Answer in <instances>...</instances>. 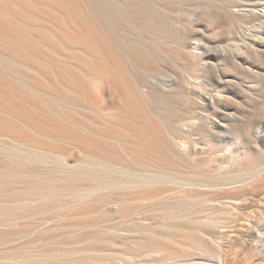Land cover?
<instances>
[{
  "label": "rangeland",
  "instance_id": "1",
  "mask_svg": "<svg viewBox=\"0 0 264 264\" xmlns=\"http://www.w3.org/2000/svg\"><path fill=\"white\" fill-rule=\"evenodd\" d=\"M100 3L135 61L114 51L93 142L0 133V264H264V0ZM129 79L151 122L104 129Z\"/></svg>",
  "mask_w": 264,
  "mask_h": 264
},
{
  "label": "bare ground",
  "instance_id": "2",
  "mask_svg": "<svg viewBox=\"0 0 264 264\" xmlns=\"http://www.w3.org/2000/svg\"><path fill=\"white\" fill-rule=\"evenodd\" d=\"M100 1L0 0V14L13 20L10 24L0 17L1 134L29 144L39 141V135L93 142L91 132L100 121L97 119L106 118L96 103L98 91L116 92V76L110 72L114 51L122 46V55L135 61L123 45L126 28ZM144 28L150 30L149 26ZM79 67L84 70L82 76L76 74ZM5 74L17 75V85L3 81ZM183 79L190 80L189 76ZM95 80H100V86L94 84ZM125 89L127 94L122 100L125 112L117 116V120L107 119L109 124L104 129L116 124L123 131L122 123H125L138 130L151 122L150 119L144 121L139 111L146 93L131 79L126 81ZM24 90L30 91L29 96L22 95V102L14 101V94ZM89 118H95L96 123ZM152 150L153 154H158L153 145ZM156 158L153 155V159ZM41 177L49 182L48 190L58 189L52 174L33 175L32 179ZM159 242L157 237L147 239L149 244Z\"/></svg>",
  "mask_w": 264,
  "mask_h": 264
}]
</instances>
